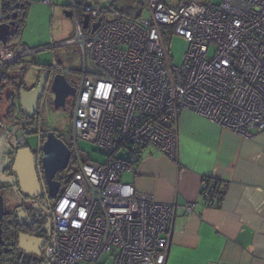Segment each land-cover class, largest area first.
Masks as SVG:
<instances>
[{"label":"built area","instance_id":"1","mask_svg":"<svg viewBox=\"0 0 264 264\" xmlns=\"http://www.w3.org/2000/svg\"><path fill=\"white\" fill-rule=\"evenodd\" d=\"M143 5L147 17L114 11L110 19L100 7L85 5L90 22L102 17L90 33L82 29L73 0L76 33L65 43L78 44L81 70L72 72L56 61L38 68V74L48 75L42 108L54 99L55 75L76 91L71 174L52 206L53 230L42 264H165L176 205L136 191L122 174L133 171L147 148L175 158L181 110L245 137L250 129L264 128V0H190L177 6L144 0ZM174 34L188 42L179 66L169 55ZM37 51L0 41V77L21 83L33 65L25 59ZM18 124L22 145L23 119ZM80 140L96 145L103 160L82 162ZM222 186L202 178L200 195L207 206L221 199Z\"/></svg>","mask_w":264,"mask_h":264},{"label":"crops","instance_id":"2","mask_svg":"<svg viewBox=\"0 0 264 264\" xmlns=\"http://www.w3.org/2000/svg\"><path fill=\"white\" fill-rule=\"evenodd\" d=\"M10 1L23 5L20 26L33 7L41 4V0ZM74 1L78 4L76 12H81L80 23L86 14L85 5L98 4L94 6L101 8L104 18L108 12L123 13L120 10L124 8L111 11L112 7L101 5L103 0ZM72 2L52 0L48 4L57 10H70ZM8 103L0 101V126L9 132L14 123L5 119ZM249 131L250 136L245 137L194 112L181 110L175 158L147 148L133 171L122 174V180L131 183L136 191L152 195L156 202L176 205L165 264H264V128ZM2 136L0 145L5 138ZM9 139L8 133L7 142ZM203 177L224 184L222 197L213 206H207L200 195ZM185 204H191L192 209L186 211Z\"/></svg>","mask_w":264,"mask_h":264},{"label":"rangeland","instance_id":"3","mask_svg":"<svg viewBox=\"0 0 264 264\" xmlns=\"http://www.w3.org/2000/svg\"><path fill=\"white\" fill-rule=\"evenodd\" d=\"M101 5H105L106 8L112 7L110 10L121 9L123 13L130 15V17H147L148 13L143 5L144 0H103ZM168 5L177 6L183 1L190 0H162ZM200 1V0H195ZM213 4H217L219 0H207ZM112 2V6H109ZM69 3V0H68ZM45 4L47 6H45ZM98 5V4H93ZM113 16V12L105 14V19H110ZM76 33V26L74 20L64 15V9L57 10L55 5L45 3L41 0V4H36L33 7L31 14L26 18L25 23L20 27L15 40L16 43H22L31 49L38 50L35 55L26 57L25 63L33 64L25 72L23 76V86L33 87L38 80V68L44 64H51L53 61L59 63L62 67L70 69L72 72L75 70H81L82 68V54L76 43H57L60 39L65 37H73ZM188 47V42L180 35H172L169 40V55L171 62L174 66H179L182 62V55ZM213 51L210 48L209 53ZM72 76H74L72 74ZM13 90L12 87L9 88ZM19 111H15L10 118L5 117L6 120H13L14 123H18L20 120ZM48 129L53 131L59 136L64 143L70 147L71 141V112L68 109H54L52 105V99L47 103L46 108L41 109V127L45 128V124ZM2 126V125H1ZM0 126V135L5 136L3 143L0 145V192L2 193L4 209L11 210L12 206L18 202L19 193L16 192L13 184V179L5 171L8 164V152L10 151V145L7 142L8 129ZM10 129V128H9ZM19 135V132L17 133ZM2 136V137H3ZM25 141L31 151L36 152L38 135L36 130L25 135ZM78 148L80 150V158L82 162L88 163L90 160L94 162H101L103 160L99 148L86 141H78ZM5 173V174H4ZM71 171L68 167L66 170L58 172L57 176L66 180L70 177ZM62 184V189L64 184Z\"/></svg>","mask_w":264,"mask_h":264},{"label":"water","instance_id":"4","mask_svg":"<svg viewBox=\"0 0 264 264\" xmlns=\"http://www.w3.org/2000/svg\"><path fill=\"white\" fill-rule=\"evenodd\" d=\"M23 5L13 3L10 0H3L0 3V41L6 43L12 29L15 26V18L17 12L13 11L10 15V10L22 8ZM64 15L71 17V11L64 9ZM9 16L11 20L8 21ZM82 29L93 33L100 25L102 17L99 16L96 21L90 22L88 14L81 16ZM48 80L46 73L38 74V80L33 87H24L17 91L16 98L19 103V112L24 117H30L40 109V99L43 95L44 88ZM51 90L54 93L52 105L54 109H64V101L66 97L73 96L75 88L71 86L65 77L55 75L51 82ZM19 126L11 125L9 129L10 139L9 145L12 147L11 172L16 181L19 192L30 197H39L42 194V189L46 187L52 197H55L58 192L60 183L54 179V175L58 171H62L67 167L70 159V150L68 146L58 138L53 131H50L45 136L40 150L42 152L40 163L43 172V184L40 183L36 170L35 154L28 146H21L17 141V133ZM26 134L30 133L27 127L24 128ZM9 156V155H8ZM4 202L2 193L0 192V219L4 212ZM33 238L27 235L20 234L18 237L17 247L28 254H36L37 250L28 247L33 242ZM27 241V242H26ZM37 247V246H36ZM26 264V262H25Z\"/></svg>","mask_w":264,"mask_h":264},{"label":"flooded vegetation","instance_id":"5","mask_svg":"<svg viewBox=\"0 0 264 264\" xmlns=\"http://www.w3.org/2000/svg\"><path fill=\"white\" fill-rule=\"evenodd\" d=\"M13 11L17 12V16L14 19L15 26L17 25L19 26L20 25L19 21L21 20L20 16H22L21 8H18L16 10L15 9L10 10L9 15ZM10 20L11 17L9 16L8 21ZM5 44H21V43H16V42L11 43L8 42L7 40ZM21 82H22L21 84L20 83L14 84L13 81H8L6 83L3 81L1 83L2 85L1 93H5L6 95H8L10 92H13L14 95L16 96L17 91L21 88H24L23 79ZM10 87L13 88L12 91H10L9 89ZM75 93L76 91L74 92L73 96L66 97L64 101V110L68 109L71 112ZM14 100L16 101V106L18 107L19 106L18 99L14 97ZM40 103H41V107L40 109L38 108V110L35 112L34 115L30 117L21 116L20 119H23L24 128L29 127L31 128L32 131L36 130V133L38 135L37 149L36 152H34V154H35V161L37 167L36 170L38 173V178L40 183L43 184L44 182L43 172L40 163L42 152L40 150V147L43 141L45 140V136L44 135L42 136V133L51 130L48 129V126L45 123H44L45 128L41 127V109L43 105L42 97L40 99ZM14 125L19 126V124L16 122L14 123ZM57 137L60 138L59 136ZM21 146H27L26 141ZM68 148L70 150V147ZM12 151H13L12 147L10 146V151L8 152L9 160L12 158V155H10ZM66 168L64 170H66ZM5 171L13 179L12 185L15 187L16 192L19 193L20 195L18 198V202L12 206L11 210L7 211L3 209L4 210L3 216L0 219V264H25V262L26 264H42L47 256V246L50 235L53 230L52 206L60 193L63 182H66L69 178H67L65 181L60 179L57 176L58 172H60L58 171L54 175V179L60 183V186L55 197H52L49 194L46 187L42 189L41 196L30 197L19 192L16 181L13 178V174L11 172L10 161H8ZM20 234L27 235L28 237L34 239L33 242L30 245H28V247L37 250L36 254L24 253L17 247L18 237Z\"/></svg>","mask_w":264,"mask_h":264},{"label":"trees","instance_id":"6","mask_svg":"<svg viewBox=\"0 0 264 264\" xmlns=\"http://www.w3.org/2000/svg\"><path fill=\"white\" fill-rule=\"evenodd\" d=\"M202 2L203 1H207V0H201ZM75 6H76V8H77V6H78V4L76 3V1H75ZM77 14H78V17H79V19H80V15H81V12H79V10H77ZM20 25L18 26H15L13 29H12V31H11V34H10V36H9V38H8V42H11L13 39H15L16 38V35H17V33H18V31H19V29H20ZM8 82L9 81V79L7 78V77H5V76H1L0 77V101L2 100V99H5V100H7V101H9V103H8V109H7V114H6V116L5 117H8V118H10L11 116H13V113L15 112V111H19V106L17 107L16 105H15V103L12 101L13 99H14V97H15V95H14V93L13 92H10L8 95H6L5 93H1V88H2V85H1V83L2 82ZM20 113V112H19ZM21 115V114H20ZM22 116V115H21ZM9 122H11L12 124L14 123V121L13 120H9ZM27 130L31 133V132H33L32 130H31V128H27Z\"/></svg>","mask_w":264,"mask_h":264},{"label":"bare ground","instance_id":"7","mask_svg":"<svg viewBox=\"0 0 264 264\" xmlns=\"http://www.w3.org/2000/svg\"><path fill=\"white\" fill-rule=\"evenodd\" d=\"M74 2H75V1H74ZM21 83H22V82H21ZM21 83H20V84H21ZM24 121H25V120H24Z\"/></svg>","mask_w":264,"mask_h":264}]
</instances>
